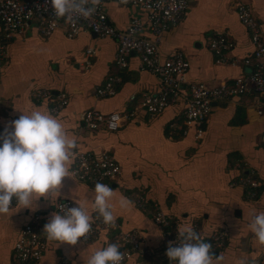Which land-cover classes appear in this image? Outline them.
<instances>
[{
    "label": "crops",
    "instance_id": "1",
    "mask_svg": "<svg viewBox=\"0 0 264 264\" xmlns=\"http://www.w3.org/2000/svg\"><path fill=\"white\" fill-rule=\"evenodd\" d=\"M247 4L259 24L264 41V0H188V7L179 22L171 25L159 44L161 57L181 52L188 61L186 81L216 86L231 82L251 71L254 50L249 30L237 15L236 3ZM104 8L117 29H125L132 16L142 19L146 13L118 0H105ZM144 36H149L147 28ZM213 34L225 35L233 44L227 56L236 64L219 63L209 46ZM117 41L81 31L67 37L62 29L41 34L32 22L8 42L7 57L0 64V124L2 131L19 115L31 111L50 113L64 126L69 138L78 142L76 151L100 156L110 153L120 167L115 181H102L112 188L108 201L116 222L124 232L137 231L143 240L145 254L133 253L123 264H168V237L165 228L153 220L156 210L176 218L177 228L191 226L207 242L216 231H225L226 243L215 250L223 256L221 264H264V245L251 233L250 214L264 212V97L257 94L235 96L216 101L197 137L194 126L183 123L188 87L176 100L154 117L139 107L141 96L157 93L158 77L142 67L137 53L127 57V66H115ZM93 49L89 64L86 50ZM117 74L120 81L115 92L98 96L96 90L109 76ZM45 90L55 100L64 96L66 103L57 114L51 102L37 95ZM104 114L126 112L135 114L117 130L101 126L89 129L82 115L88 109ZM22 111V112H21ZM173 125V126H172ZM63 181L60 195L41 197L33 209L16 211L14 204L8 214H0V264H14V246L23 227L40 215L41 235L45 249L38 264H59L65 257L69 264H84L97 249L116 243L114 236L101 232L91 241L79 238L77 245L50 241L43 233L44 225L60 200L82 205L89 215L96 214L89 198L94 183L82 181L73 172ZM257 183L246 186L241 181ZM129 204L121 208L119 201ZM139 200L140 202H137ZM140 203L145 207L142 208Z\"/></svg>",
    "mask_w": 264,
    "mask_h": 264
},
{
    "label": "built area",
    "instance_id": "2",
    "mask_svg": "<svg viewBox=\"0 0 264 264\" xmlns=\"http://www.w3.org/2000/svg\"><path fill=\"white\" fill-rule=\"evenodd\" d=\"M126 6L141 9L146 17L135 15L130 18L128 26L121 30L111 22L104 8L105 0H101L95 13L88 19L82 17L69 21L65 18L57 19L48 0H0V64L7 57V45L9 40L34 23L38 31L43 35H49L56 29H62L67 37L76 36L81 31L95 33L99 37H114L117 41L115 54V66L118 69L127 66V57L131 52L138 54L143 68L155 74L160 82L157 93L143 94L139 101V107L144 109L150 117H154L173 103L180 95L184 87H188V97L184 110L183 123L186 126L196 128L197 137L202 134V125L210 113L212 104L216 101L229 100L235 96L257 94L264 97V41L261 28L254 18L249 6L243 2L236 3V11L240 22L250 32L254 50L251 58L243 60L246 64H252L250 72L241 74L231 82H222L216 86H207L202 82L188 83L185 78L188 69V61L179 51L167 57H161L159 44L163 33L176 24L183 17L188 7V0H118ZM147 28L149 36H144ZM209 46L216 56L217 62L236 64L237 60L227 56L233 47L232 42L223 34H213L208 38ZM93 53L92 48L86 50L85 63L89 64V56ZM117 74L111 75L97 88L98 96H109L115 92L117 83L120 81ZM38 96L51 102V111L57 114L66 103L64 96L57 100L45 90L38 91ZM135 108L126 112H110L104 114L96 109L84 111L82 120L84 126L91 130L105 127L108 130H117L124 121L129 120L135 114ZM173 126V125H172ZM0 124V134H2ZM264 143V134L261 135ZM73 160V172L82 181L96 183L102 181H115L120 174V167L115 158L108 152H102L100 156H94L89 152L76 151ZM241 181L246 186L255 187L256 182ZM137 202H140L137 200ZM16 204L15 200L13 205ZM76 206L69 200H60L55 205V211H60V206ZM140 206L145 208L141 203ZM92 218V230L87 234L84 241L93 240L99 233L108 232L113 234L114 240L123 247L120 249L125 254V260L133 253L140 256L146 253L143 240L137 231L124 232L116 222L113 229L97 218V214L90 215ZM155 223L165 228L168 242L177 240L178 220L156 210L153 214ZM195 229V228H194ZM42 225L40 215L36 214L23 227L19 239L14 246V264H38L45 249V242L41 235ZM196 230V229H195ZM225 231H216L208 242L212 244L213 251L223 247L226 243ZM175 246V244H174ZM123 261V262H124ZM59 264H69L65 257L59 259ZM168 264H175L169 262Z\"/></svg>",
    "mask_w": 264,
    "mask_h": 264
},
{
    "label": "clouds",
    "instance_id": "3",
    "mask_svg": "<svg viewBox=\"0 0 264 264\" xmlns=\"http://www.w3.org/2000/svg\"><path fill=\"white\" fill-rule=\"evenodd\" d=\"M57 19L75 21L90 18L101 0H48ZM22 112V111H21ZM0 134V214H8L17 205L33 209L41 198L58 197L66 177H70V163L78 142L69 138L62 123L50 113L22 112ZM113 190L96 182L89 198L93 201L97 218L111 228L116 227V217L108 201ZM129 201L121 199L119 205L126 208ZM92 218L85 208L61 205L44 225L43 233L50 241L77 245L79 238L92 230ZM248 227L260 245H264V212L250 214ZM175 244V246H174ZM166 256L175 264H221L223 256L216 255L212 244L202 239L191 226L178 228L177 240L169 241ZM125 254L116 243L95 250L84 264H123ZM239 264H248L242 258Z\"/></svg>",
    "mask_w": 264,
    "mask_h": 264
},
{
    "label": "water",
    "instance_id": "4",
    "mask_svg": "<svg viewBox=\"0 0 264 264\" xmlns=\"http://www.w3.org/2000/svg\"><path fill=\"white\" fill-rule=\"evenodd\" d=\"M94 35H96L95 33H93Z\"/></svg>",
    "mask_w": 264,
    "mask_h": 264
}]
</instances>
